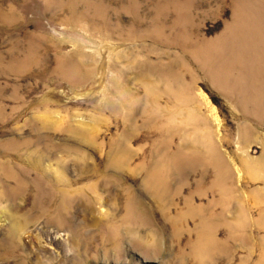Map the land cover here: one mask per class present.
I'll return each mask as SVG.
<instances>
[{
  "label": "rangeland",
  "instance_id": "374dc122",
  "mask_svg": "<svg viewBox=\"0 0 264 264\" xmlns=\"http://www.w3.org/2000/svg\"><path fill=\"white\" fill-rule=\"evenodd\" d=\"M263 237L264 0H0V264H264Z\"/></svg>",
  "mask_w": 264,
  "mask_h": 264
},
{
  "label": "crops",
  "instance_id": "0c3cea01",
  "mask_svg": "<svg viewBox=\"0 0 264 264\" xmlns=\"http://www.w3.org/2000/svg\"><path fill=\"white\" fill-rule=\"evenodd\" d=\"M258 228V227H257ZM257 247L259 249H261V251L259 250V256L257 262H264V237L262 239H259V243H257ZM260 258V259H259Z\"/></svg>",
  "mask_w": 264,
  "mask_h": 264
}]
</instances>
